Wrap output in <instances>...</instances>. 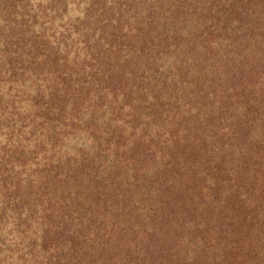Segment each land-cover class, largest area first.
Here are the masks:
<instances>
[{
    "label": "trees",
    "instance_id": "trees-1",
    "mask_svg": "<svg viewBox=\"0 0 264 264\" xmlns=\"http://www.w3.org/2000/svg\"><path fill=\"white\" fill-rule=\"evenodd\" d=\"M9 1L11 23L2 32L19 35L5 42L16 47L9 62L13 81L25 55L19 41L27 32L29 41L40 35L32 36L27 14ZM125 1L84 3L72 19V34L84 37L81 56L69 57L47 43L39 54L42 64L54 66L55 84L48 92L38 86L34 104L49 118L90 110L85 122L91 134L101 151H116L118 163L103 165L95 175L85 164L68 168L65 180L85 177L86 189L70 191L71 203L62 193L54 202L62 213H43L51 217L43 243L20 260L35 261L51 248L39 264H264V0ZM251 1L258 8L255 21L227 29V18ZM221 14L226 25L216 27ZM89 19L99 24L96 42L103 41L95 48L89 27H79ZM219 27L233 37L223 54L207 36ZM168 71L170 80L161 79ZM178 82L189 89V99L201 101L197 110L175 108L177 98L187 95L180 94ZM106 101L117 108L113 127L111 118L102 121ZM157 118L168 122L148 131ZM251 157L255 169L248 168ZM48 175L55 183L62 179V173ZM26 181L22 188L17 181L16 192L29 205L17 203L33 211L29 198L42 201L33 189L43 182ZM80 216L84 223L76 222Z\"/></svg>",
    "mask_w": 264,
    "mask_h": 264
},
{
    "label": "rangeland",
    "instance_id": "rangeland-1",
    "mask_svg": "<svg viewBox=\"0 0 264 264\" xmlns=\"http://www.w3.org/2000/svg\"><path fill=\"white\" fill-rule=\"evenodd\" d=\"M48 1L51 0H15L18 13L27 14L23 18L29 23L32 36H37V34L40 36L29 41L30 34L27 32V39L19 41L21 45H25L22 50L25 55H23V62L20 64L21 68L16 71L17 74L14 75L12 81L10 80L12 79L10 76L12 71L9 62L16 47L13 44L12 46L5 44V42H15L14 40L18 39L19 35L17 36L16 33L13 34L9 30L4 31L5 33L2 32L4 29L7 30L6 25L11 23L7 12L13 8L9 6V0H0V252H3V254H0V258L5 259L6 264H20L22 262L20 256L23 253H28L32 247H35V249L40 248L43 243L42 235L50 228L51 223V217L48 219L45 216L51 215V212L62 213L58 210V205L54 203L62 193L66 196L67 201L71 203L70 191H75L77 185L84 190L86 189L87 181L84 179L85 177L80 178L82 176H79L77 177L78 180L73 178L65 180L67 178L65 173L68 168L71 169L73 166L71 171H75L85 164L84 169L91 170L92 175H95V171H102L103 165L108 167L118 163V161L114 162L116 151L111 147L106 152L101 151L102 146L91 134L93 129L85 122L90 110L80 112L77 114L78 116L74 113L68 115V113L57 114L55 112L49 114V118L45 109L41 110L37 107L38 105L34 104L39 96L33 102L38 86L43 91L48 92L49 85L53 86L55 84L53 80L54 66L49 64V60L46 64H42L41 61L44 56L39 57L40 53L46 52L47 47L51 49V46L68 53L69 57H73L75 54L79 57L84 52L81 49L82 44H80L84 37L80 36L77 39L72 34L73 31H76V25L73 24L72 19L80 15L84 3L88 0H59L63 3L65 1V5L61 7H59L60 2L55 5V0L51 3L53 7H49ZM146 1L148 2V0ZM147 2L145 5L148 4ZM125 3L126 8H130L129 3L127 1ZM237 4L241 5L242 2H237ZM257 9L252 1L245 4L243 8L239 9V14L236 13L232 15V18H227V29L238 26L244 29L252 21H255L256 16H258L256 14ZM160 12L162 13V11ZM221 16V20L218 24L216 23V27L226 25L223 22L224 17L222 14ZM261 17L264 18L262 14ZM88 21L80 24L79 27L81 30L89 27L88 33L92 35V43H94L92 47L95 48V45H100L103 42H96V38L100 35L99 24H94L92 19ZM2 26L6 27L2 28ZM220 27L214 30L213 36H207L209 41L214 42V47L223 54L228 49L227 44L233 40V37L227 36V33L230 35L231 32H227V29L222 30ZM46 43L47 47L45 46ZM38 62L41 64L38 65ZM166 63L167 60L165 65ZM141 66L143 67V65ZM171 71L174 72L172 69ZM168 72L169 76L167 72L163 73L161 79L165 77L166 81H169L171 74L170 71ZM161 79L160 81H162ZM178 85L181 87V95L189 92L188 88L184 89L182 87L181 82H178ZM189 97L191 96L187 94L184 98H177L175 108L178 106L179 110L184 113L185 110L189 109L197 110L201 101L191 100ZM47 98L48 96L44 100H47ZM104 108L105 114L102 121L105 118L106 121L111 118V127H113L117 123L115 102L106 101ZM101 111L98 110L97 113L101 115ZM163 122L167 123L168 121L164 118L153 119L148 126V131L155 132L157 125H164ZM144 125V121L142 124L140 122V127ZM251 135L254 136V139L259 138V129L257 127L253 129ZM247 153V156H253L252 151L249 150ZM249 167L252 169L256 167L253 157L249 159ZM48 173L50 175L62 173L60 183H55L52 178H48ZM27 177L39 179L43 182L41 189H33V192L38 190L41 193L42 201L37 200L34 194L29 198L33 205V211L20 210L18 207V203L24 204V207L29 205L25 204L28 202H24V197L20 198L21 192L19 190L16 192L17 181L20 182L22 188L23 185L26 186L28 183L26 181ZM7 199H10V202ZM50 200L51 202H49ZM41 207H46V212ZM84 208L87 213L88 210H91L87 207V204L84 205ZM43 213L46 215H43ZM64 213L69 214V211ZM26 215H30V217L27 218ZM77 221H83L82 223H84L86 220L80 216ZM83 226V231L86 233L87 230ZM51 252V248L45 253L42 251L37 256V261L22 262V264H39L38 261L42 257L49 256ZM52 261L54 262V260Z\"/></svg>",
    "mask_w": 264,
    "mask_h": 264
}]
</instances>
